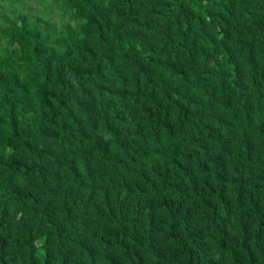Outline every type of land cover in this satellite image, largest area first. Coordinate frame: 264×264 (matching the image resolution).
I'll list each match as a JSON object with an SVG mask.
<instances>
[{"label": "trees", "instance_id": "obj_1", "mask_svg": "<svg viewBox=\"0 0 264 264\" xmlns=\"http://www.w3.org/2000/svg\"><path fill=\"white\" fill-rule=\"evenodd\" d=\"M27 1L0 0V264H264V0Z\"/></svg>", "mask_w": 264, "mask_h": 264}, {"label": "rangeland", "instance_id": "obj_2", "mask_svg": "<svg viewBox=\"0 0 264 264\" xmlns=\"http://www.w3.org/2000/svg\"><path fill=\"white\" fill-rule=\"evenodd\" d=\"M28 5H30V7L32 8V13H33V10H34V8H42V5L40 4V3H38V1L37 0H29V1H27L26 2ZM14 10H16V8L14 7ZM57 12L56 13H51L49 16L53 19V20H55V21H60V20H62V19H65L66 18V16H62V13L57 9L56 10ZM1 13V12H0Z\"/></svg>", "mask_w": 264, "mask_h": 264}]
</instances>
